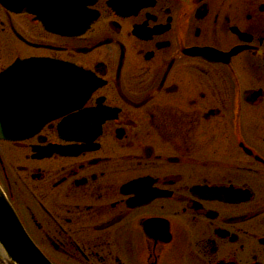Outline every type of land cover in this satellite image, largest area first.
<instances>
[{"label":"flooded vegetation","instance_id":"1","mask_svg":"<svg viewBox=\"0 0 264 264\" xmlns=\"http://www.w3.org/2000/svg\"><path fill=\"white\" fill-rule=\"evenodd\" d=\"M14 63L0 186L52 264H264V0L0 2Z\"/></svg>","mask_w":264,"mask_h":264},{"label":"water","instance_id":"2","mask_svg":"<svg viewBox=\"0 0 264 264\" xmlns=\"http://www.w3.org/2000/svg\"><path fill=\"white\" fill-rule=\"evenodd\" d=\"M9 84L6 86L5 92L12 95L13 83ZM7 107H11V104L8 103ZM15 129V124L0 123V135L6 139H14ZM0 252L6 264H51L29 239L1 190Z\"/></svg>","mask_w":264,"mask_h":264},{"label":"rangeland","instance_id":"3","mask_svg":"<svg viewBox=\"0 0 264 264\" xmlns=\"http://www.w3.org/2000/svg\"><path fill=\"white\" fill-rule=\"evenodd\" d=\"M0 264H5V263L3 262V258H2L1 255H0Z\"/></svg>","mask_w":264,"mask_h":264}]
</instances>
